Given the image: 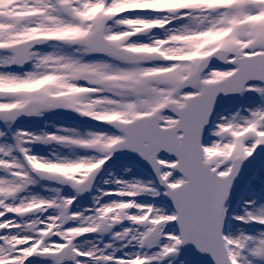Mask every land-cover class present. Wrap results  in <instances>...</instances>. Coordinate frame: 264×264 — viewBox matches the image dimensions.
Wrapping results in <instances>:
<instances>
[{"label": "snow or ice", "instance_id": "snow-or-ice-1", "mask_svg": "<svg viewBox=\"0 0 264 264\" xmlns=\"http://www.w3.org/2000/svg\"><path fill=\"white\" fill-rule=\"evenodd\" d=\"M0 264H264V0H0Z\"/></svg>", "mask_w": 264, "mask_h": 264}]
</instances>
